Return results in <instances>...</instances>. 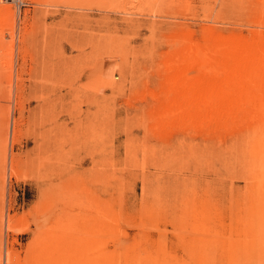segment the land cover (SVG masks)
<instances>
[{"label":"rangeland","instance_id":"rangeland-1","mask_svg":"<svg viewBox=\"0 0 264 264\" xmlns=\"http://www.w3.org/2000/svg\"><path fill=\"white\" fill-rule=\"evenodd\" d=\"M0 216V264H264V0H0Z\"/></svg>","mask_w":264,"mask_h":264},{"label":"bare ground","instance_id":"bare-ground-1","mask_svg":"<svg viewBox=\"0 0 264 264\" xmlns=\"http://www.w3.org/2000/svg\"><path fill=\"white\" fill-rule=\"evenodd\" d=\"M21 2H23V0H19V3H21ZM19 5H20V4H19ZM251 75H252V74H251ZM250 78H251V77H250ZM254 78H255V77H254ZM242 80H243V79H242ZM248 80H249V79H248ZM246 81H247V80H246ZM250 83H252V82H250ZM252 85H253V84H252ZM255 89H256V88H255ZM11 124H12V125H11V126H12V132H11V133H12V136H13L14 127H15V126H14V118H13V121H12ZM10 129H11V128H10ZM0 217H1V216H0Z\"/></svg>","mask_w":264,"mask_h":264},{"label":"built area","instance_id":"built-area-1","mask_svg":"<svg viewBox=\"0 0 264 264\" xmlns=\"http://www.w3.org/2000/svg\"><path fill=\"white\" fill-rule=\"evenodd\" d=\"M11 1V0H10Z\"/></svg>","mask_w":264,"mask_h":264}]
</instances>
